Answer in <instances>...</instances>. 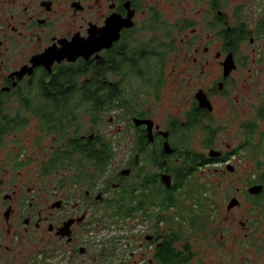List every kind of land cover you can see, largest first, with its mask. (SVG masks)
Wrapping results in <instances>:
<instances>
[{"label": "flooded vegetation", "instance_id": "obj_1", "mask_svg": "<svg viewBox=\"0 0 264 264\" xmlns=\"http://www.w3.org/2000/svg\"><path fill=\"white\" fill-rule=\"evenodd\" d=\"M0 264H264V0H0Z\"/></svg>", "mask_w": 264, "mask_h": 264}, {"label": "water", "instance_id": "obj_2", "mask_svg": "<svg viewBox=\"0 0 264 264\" xmlns=\"http://www.w3.org/2000/svg\"><path fill=\"white\" fill-rule=\"evenodd\" d=\"M71 46L72 47L70 49H63V51H61V53L58 55L55 53V59L60 60L63 58H68V60H73L78 56H84L85 53H91V40L89 41V39L86 41L71 43Z\"/></svg>", "mask_w": 264, "mask_h": 264}, {"label": "trees", "instance_id": "obj_3", "mask_svg": "<svg viewBox=\"0 0 264 264\" xmlns=\"http://www.w3.org/2000/svg\"><path fill=\"white\" fill-rule=\"evenodd\" d=\"M71 79H73L72 78V75L71 74H66V84H70V83H73L72 81H71ZM62 82L60 81V80H58L57 81V84H61ZM88 95H90V94H88ZM118 94L116 93L115 94V98H116V100H117V98H118ZM120 100H123V97L121 96V99ZM198 127H200L201 129H206V127H205V125H197ZM197 130H199V131H201L199 128H197V127H195ZM201 156V155H200ZM193 158L194 159H196L197 157H195V156H193ZM122 205V203H118V204H115V208L117 209V212L120 210L121 211V206ZM182 205H183V207H184V209H186L187 208V206H186V204L184 203V202H182ZM180 210V209H179Z\"/></svg>", "mask_w": 264, "mask_h": 264}, {"label": "rangeland", "instance_id": "obj_4", "mask_svg": "<svg viewBox=\"0 0 264 264\" xmlns=\"http://www.w3.org/2000/svg\"><path fill=\"white\" fill-rule=\"evenodd\" d=\"M210 78H207V80H209ZM204 80V78H201L199 81H203ZM190 89H192V88H190ZM193 147L195 148V149H198V150H200V146H198L197 145V143L195 142V144L193 145ZM203 181V177H202V174L201 173H199V172H197L196 173V176L194 177V179H191L190 180V186H193L191 183H193V184H195V183H197V185L198 186H202L201 184H198L199 182H202ZM199 191H200V189H199Z\"/></svg>", "mask_w": 264, "mask_h": 264}]
</instances>
